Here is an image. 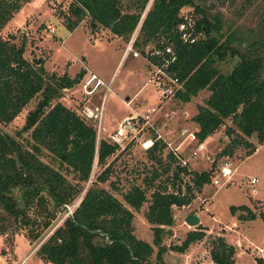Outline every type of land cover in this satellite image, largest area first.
Masks as SVG:
<instances>
[{
	"label": "trees",
	"instance_id": "1",
	"mask_svg": "<svg viewBox=\"0 0 264 264\" xmlns=\"http://www.w3.org/2000/svg\"><path fill=\"white\" fill-rule=\"evenodd\" d=\"M245 1L250 4L255 0ZM146 2L135 0V10L123 11L120 0H72L66 12L59 13L65 16L69 31L87 15L90 22L123 38L139 22L134 47L169 43L176 59L168 70L180 84L174 96L187 102L200 90L208 91L191 117L197 126V140L203 141L229 120L232 126L225 127L229 144L219 153L229 155L242 144L247 148L244 156H249L256 147L247 139L254 137L258 144L264 139V0L257 25L247 33L244 46L238 40L236 47L232 46L236 34H222L219 17L210 15L196 0H151L140 19ZM185 5L198 14L195 28L201 32L191 44L182 43L173 26L178 9ZM19 7L20 0H0V124H9L29 102L34 101V105L12 135L0 127V236L22 229L27 240L39 241L35 253L48 264H166L162 259L165 248L160 242L164 227L172 223L171 206L187 204L193 191L210 183L214 165L190 171L180 166L170 151L162 156L164 143L153 135L152 144L145 149L151 173L142 182L150 187L160 174H166V178L153 186L148 199L145 190L135 183L122 192V202L100 187L98 183L106 180L109 164L88 184L93 163L104 165L119 144L103 138L96 141L94 120L81 118L58 101L63 90L78 82L83 70L69 77L67 73H46L41 64L27 66L21 57L22 45L16 47L1 35ZM226 56L237 60L227 73H221L217 62ZM149 61L159 63L155 57ZM23 132L27 134L24 142L18 140ZM42 149L56 161V168L42 161ZM66 170L72 173L73 181L66 178ZM184 175L190 176L191 186H186L183 193L179 188L167 190ZM146 201L144 218L151 225V244L137 238L132 225V210H138ZM230 209L240 211L238 218L253 217L247 206ZM61 213L62 220L56 224ZM204 236L199 227L189 230L176 249L182 251ZM234 252L222 235L210 237L208 254L212 264H235ZM254 263L264 261L255 257Z\"/></svg>",
	"mask_w": 264,
	"mask_h": 264
},
{
	"label": "rangeland",
	"instance_id": "2",
	"mask_svg": "<svg viewBox=\"0 0 264 264\" xmlns=\"http://www.w3.org/2000/svg\"><path fill=\"white\" fill-rule=\"evenodd\" d=\"M196 1L204 6L209 3V0ZM133 3L135 0H120L123 11L135 10ZM150 3L151 0H147L140 19ZM260 3L263 0H255L250 4L245 0L232 3L215 1L209 11L210 15L219 17L222 34H236L232 46L236 47L238 40L240 46H244L247 33L254 30L259 20ZM68 18L72 19V16ZM66 23L65 16L51 11L45 0H20V7L3 27L1 35L16 47L22 45L21 57L27 66H36L32 59L40 58L37 65L41 64L46 73H67L73 77L80 69L83 70L78 82L63 90L58 101L81 118L94 120L97 140L103 138L108 141V135L118 123L126 117L130 118L128 122L131 127L126 130L118 148L106 157L104 165L93 163L87 183L94 180L109 164L106 180L98 183L100 187L109 190L122 202V192L131 183H135L145 190L148 199L153 186L166 178V174H160L150 187H145V182H142V178L151 173V162L147 159V147L143 143L152 139L153 135L156 136V133L163 137L164 147L165 142L177 147L179 156L187 159L186 166L190 171L206 170L213 164L215 177L219 168L227 162L232 169L229 180L215 186L211 182L204 184L200 191H193L187 204L171 206L172 223L164 227L161 236L160 243L165 248L162 259L166 264H212L208 254L210 237L222 235L234 247L235 264H255V257L264 260V139L260 144L254 137L247 139L256 147L247 157L244 156L247 148L242 144L233 146L231 154L221 155V149L229 144L225 127L231 124L225 120L203 140L204 146L197 156L189 158L192 144L185 139L184 134L195 132L197 126L191 117L196 113V106L207 97L208 91L200 90L187 102L177 99L174 94L162 97L161 91L153 83L155 68L143 55V45L130 47L138 52L136 57L130 52L124 54L131 34L123 38L97 23L91 28L92 22L87 15L71 31L67 29ZM137 24L136 30L131 32H135L134 36L138 33ZM236 60V57L226 56L217 62V68L221 73H227ZM90 73H94L103 84L95 86L92 80L88 85L91 93H88L83 83ZM33 105L34 101L29 102L9 124H0V127L12 135L20 129L26 111ZM150 108H154V111L148 113L149 121L146 123L141 115ZM88 110L96 117H88ZM26 138L27 134L23 132L18 140L24 142ZM166 151L168 149L164 148L161 155L164 156ZM40 157L46 164L57 167L56 161L45 150L42 149ZM64 174L69 181H73L69 170ZM167 176L170 177V172ZM173 185H168L167 190L176 191L179 188L183 193L186 186H191L190 176L184 175L181 181ZM147 204V201L143 202L138 210H132V225L134 235L151 244V225L144 218ZM240 205L250 208L253 217L242 219L237 216L240 211L231 212V206ZM189 213L198 215L197 225L188 226L184 222ZM62 217L61 213L55 223H59ZM198 227L204 231L205 236L189 244L186 249L177 250L176 246L182 242L186 233ZM38 244V240H27L22 229L14 234L8 232L1 235L0 264H48L37 257L35 250ZM153 249L155 251L156 248Z\"/></svg>",
	"mask_w": 264,
	"mask_h": 264
},
{
	"label": "built area",
	"instance_id": "3",
	"mask_svg": "<svg viewBox=\"0 0 264 264\" xmlns=\"http://www.w3.org/2000/svg\"><path fill=\"white\" fill-rule=\"evenodd\" d=\"M45 1L48 3L51 11H53L54 13H58L61 11L66 12L69 3L72 0ZM177 17L178 20L175 22V28L178 34V38L182 43H194L201 36V32L197 31L195 28V20L197 16L193 10V7L187 5L180 7L177 12ZM137 25L135 26L134 31L136 30ZM134 34L135 32L131 33L124 54L130 52L132 56L136 57L138 56V52L130 48L133 46V41L135 39ZM143 55L148 60L150 57H155L158 59V64L149 61L151 65L155 68V72L153 74V83L161 91L162 97L172 96L175 90L180 87V84L177 82V79L172 77L168 70V65L174 62L176 59V53L173 47L169 43H163L162 41H159L158 43H153L152 45H148L145 43L143 45ZM92 80L95 81V86L103 84V82L100 81L93 73H90V75L86 78L83 83V87L87 88L88 93H91V91L88 89V85ZM107 89L108 87L106 86V90ZM151 111H154V108H150L149 111L148 109H146V112L141 115V117L145 120L146 123L149 121L148 113ZM86 115L88 117H96V115L93 114L90 110L86 111ZM129 119V117H126L122 119L120 123H118L117 127L108 135V141L117 144L120 143L121 139L125 136L126 130L128 128L130 129L131 127L130 123L128 122ZM184 135L185 139H187V141L192 144V149L189 151L188 156L189 158H195L204 146L203 141H198L194 132H186ZM155 138L161 139L164 143V139L159 133H156ZM144 144V147H149L152 144V140H147L143 143V145ZM165 148H167L168 151L171 152V154L177 160V163L180 166H186L187 159H183L181 156H179L180 154L178 152L177 147H172L170 145V142H165ZM231 174L232 169H230L229 163L224 162V164L219 168L217 175L212 178V185L215 186L224 183L225 181L229 180ZM252 181L254 180H251V182ZM74 205L70 207L72 208ZM70 207H67L68 212H70Z\"/></svg>",
	"mask_w": 264,
	"mask_h": 264
},
{
	"label": "water",
	"instance_id": "4",
	"mask_svg": "<svg viewBox=\"0 0 264 264\" xmlns=\"http://www.w3.org/2000/svg\"><path fill=\"white\" fill-rule=\"evenodd\" d=\"M214 3H215V0H209L208 5H205V6L203 5V7H204L206 10H210V9L213 7ZM95 25H96V24H95L94 22H92V23L90 24V27L93 28ZM174 25H175V22L173 23V26H174ZM39 61H40V58H34V59H32V62H33L34 64H36V65L39 63ZM184 222H185L188 226H195V225H197V224L199 223V217H198L197 214L189 213V214H187V215L185 216V218H184Z\"/></svg>",
	"mask_w": 264,
	"mask_h": 264
},
{
	"label": "crops",
	"instance_id": "5",
	"mask_svg": "<svg viewBox=\"0 0 264 264\" xmlns=\"http://www.w3.org/2000/svg\"><path fill=\"white\" fill-rule=\"evenodd\" d=\"M94 74V73H93ZM95 75V74H94ZM96 76V75H95ZM98 78V77H97ZM99 79V78H98ZM100 81H102L101 79H99ZM103 82V81H102ZM264 261V260H263Z\"/></svg>",
	"mask_w": 264,
	"mask_h": 264
}]
</instances>
